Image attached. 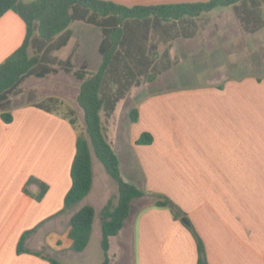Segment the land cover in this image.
<instances>
[{"label":"crops","instance_id":"1","mask_svg":"<svg viewBox=\"0 0 264 264\" xmlns=\"http://www.w3.org/2000/svg\"><path fill=\"white\" fill-rule=\"evenodd\" d=\"M111 1L131 6L197 0ZM24 34L25 24L14 11L0 17V63L19 47ZM74 38L72 29L66 45ZM100 40L91 41L97 51ZM94 50L79 45L77 54L86 62L96 54L89 60L96 70L101 55ZM210 54L211 62L202 54L186 59L188 70L223 65L219 46ZM36 78L24 79L21 86L28 84V90L19 100L0 104V264H51L49 256L61 264H100L99 212L109 199L116 202L117 188L95 170L92 154V187L74 209L94 207L92 231L82 251L71 250L72 212L61 210L71 185L76 131L63 115L35 105L45 96L35 87L40 84ZM186 84L139 99L137 121H127V108L124 127L116 121L124 99L117 103L105 132L121 176L142 190L167 195L179 206L204 243L207 264H264V79ZM160 106H166L165 112ZM3 110L12 115L9 123L1 118ZM144 131L152 142L137 144ZM31 177L48 186L39 200L34 197L37 183L27 185ZM152 201L148 193L131 201L122 228L109 237L111 264H198L196 240L182 217Z\"/></svg>","mask_w":264,"mask_h":264},{"label":"trees","instance_id":"2","mask_svg":"<svg viewBox=\"0 0 264 264\" xmlns=\"http://www.w3.org/2000/svg\"><path fill=\"white\" fill-rule=\"evenodd\" d=\"M262 4L264 0H197L131 6L111 0H0V17L12 10L25 24L21 44L0 63V104L18 94L21 83L29 76L45 77L62 69L81 80L77 102L83 111L84 131L77 129L75 112L67 108L61 97L49 95L35 103L48 112L63 115L76 131L75 154L70 167L71 185L61 210L72 212L68 232L72 240L71 250L82 251L92 231L94 207L85 204L74 210L92 187V154L100 160L117 186L116 202L109 199L99 212L104 255L100 264H111L107 253L109 237L122 228L134 198L149 193L154 198V205L169 207L175 218L186 216L169 197L147 192L123 179L118 157L106 137L101 113L109 119L131 87L143 81H154L171 69L173 61L169 49L166 47L160 53V43H170L178 37H193L197 32V20L217 7L232 6L237 13L240 9L247 20H258ZM76 21L95 25L101 30L98 47L101 61L94 71L75 68L71 56L61 59L55 54L68 43L72 35L71 25ZM63 108H67L66 114L62 113ZM128 116L130 122H136L138 108H130ZM1 118L9 123L12 115L3 110ZM152 140V135L144 131L136 143L149 144ZM32 182L39 187L34 195L39 200L48 186L33 177L28 179L27 185ZM187 226L196 240L198 264H207L201 237L190 222ZM26 233L19 241V252L23 250ZM48 260L51 264H61L52 256Z\"/></svg>","mask_w":264,"mask_h":264},{"label":"rangeland","instance_id":"3","mask_svg":"<svg viewBox=\"0 0 264 264\" xmlns=\"http://www.w3.org/2000/svg\"><path fill=\"white\" fill-rule=\"evenodd\" d=\"M259 8L258 20L251 21L247 20L248 17L240 9H238L239 13H237L236 9L232 6L217 7L197 20V34L194 38L178 37L170 43H160L158 46L159 52L161 53L167 47L173 61V66L154 81H143L129 89L123 100L124 102L120 104L116 114L117 126L124 127L127 124L126 122L129 119L128 116L126 121L125 113L127 108H132L139 99L152 93L170 90L175 87H177L175 89L180 90L188 82L196 85L194 87H201L207 81L220 83L224 80H245L250 77L264 79V4ZM72 29L75 35L74 40L56 51V56L61 59L71 56L75 68L84 67L87 71H94L91 67H94L95 64L89 63V60L94 58L93 56L96 54L91 55L88 53L87 55L90 54V59L86 62L82 59L83 55L79 56L77 54V49L79 45L84 48L94 46V52L99 54L96 44L91 43V41L101 38L100 28L83 21H76L72 24ZM217 46L223 52V65L212 64L211 66L210 58L212 59V54L210 52L212 48ZM199 53L205 56V58L208 56L207 60L210 61L208 65L211 67L208 70H201L198 69L200 66L196 65L193 66L192 70H188L191 65L185 60L196 59L198 56L201 57ZM35 80H38L40 83L36 84L35 87L38 92L42 91L45 93L44 97L55 95L65 100L67 108H71L75 112L77 129L84 131L83 111L77 102L81 80L72 72H65L62 69ZM24 86L25 88L21 86L20 92L12 95L10 100H19L16 98H21L20 94L23 90H28V84ZM55 89H62V92L56 93ZM166 106H168V103H166ZM166 106H160L161 112H165ZM67 108H63L61 110L62 113L66 114L68 112ZM101 117L104 126L107 128L109 124H107L109 122L108 119L104 117L103 113H101ZM95 158L93 155L95 170L106 174L111 180L112 186L117 188L113 179L106 173L102 163Z\"/></svg>","mask_w":264,"mask_h":264},{"label":"water","instance_id":"4","mask_svg":"<svg viewBox=\"0 0 264 264\" xmlns=\"http://www.w3.org/2000/svg\"><path fill=\"white\" fill-rule=\"evenodd\" d=\"M181 220L185 223L188 224V219L186 217H182Z\"/></svg>","mask_w":264,"mask_h":264}]
</instances>
